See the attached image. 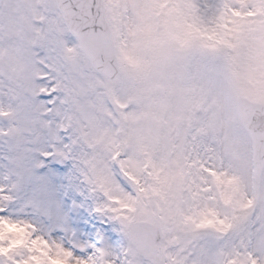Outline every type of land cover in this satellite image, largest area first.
I'll list each match as a JSON object with an SVG mask.
<instances>
[{
  "label": "snow or ice",
  "instance_id": "obj_1",
  "mask_svg": "<svg viewBox=\"0 0 264 264\" xmlns=\"http://www.w3.org/2000/svg\"><path fill=\"white\" fill-rule=\"evenodd\" d=\"M68 160L119 255L2 215ZM0 162V264H264V0H0Z\"/></svg>",
  "mask_w": 264,
  "mask_h": 264
},
{
  "label": "rangeland",
  "instance_id": "obj_2",
  "mask_svg": "<svg viewBox=\"0 0 264 264\" xmlns=\"http://www.w3.org/2000/svg\"><path fill=\"white\" fill-rule=\"evenodd\" d=\"M5 176H9L5 180ZM34 178L10 188L14 197L4 206L12 219L37 226L36 235L87 259L104 249L119 255L127 247L119 220L108 210L109 200L93 189L73 161L50 162L34 168ZM43 178V180L37 178ZM10 163L0 162V185L16 182Z\"/></svg>",
  "mask_w": 264,
  "mask_h": 264
}]
</instances>
